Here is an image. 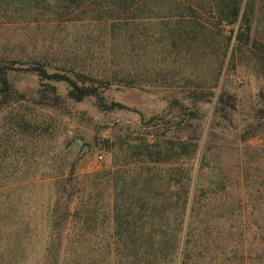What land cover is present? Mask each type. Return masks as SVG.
Instances as JSON below:
<instances>
[{
    "label": "rangeland",
    "instance_id": "obj_1",
    "mask_svg": "<svg viewBox=\"0 0 264 264\" xmlns=\"http://www.w3.org/2000/svg\"><path fill=\"white\" fill-rule=\"evenodd\" d=\"M218 3L137 0L131 10L139 19L126 31L92 20L91 13L77 11L81 20L57 22L54 10L38 12L0 0V74L15 95L24 96L15 102L0 96V264H74L77 252L83 253L82 264L88 255L95 257L98 237L110 226L86 228L75 213L76 221L70 217L55 229L54 215L74 212L76 205L100 196L98 204L106 207L98 212L111 221L110 182L107 176L93 180L91 175L113 166L119 139L144 136L154 142L163 133L175 138L182 114L191 112L198 117L191 122L197 126V150L185 160H173L191 171L193 195L224 177L227 204L245 207L233 219L245 221L247 248L262 246L264 0H242L231 23L214 17ZM244 13L250 32L247 46L240 48L236 37ZM40 70L58 76L40 77ZM59 76L78 84L98 82L97 94L70 98V82ZM220 99L234 104L232 121L215 116ZM214 122L227 129H215ZM60 173L73 178L72 191L67 187L66 192L72 202L63 210L64 196L53 214ZM133 177L138 190L145 181L150 185L145 170L134 169ZM231 220L219 218L215 230L228 231ZM74 235L91 241L78 246L71 242Z\"/></svg>",
    "mask_w": 264,
    "mask_h": 264
},
{
    "label": "trees",
    "instance_id": "obj_2",
    "mask_svg": "<svg viewBox=\"0 0 264 264\" xmlns=\"http://www.w3.org/2000/svg\"><path fill=\"white\" fill-rule=\"evenodd\" d=\"M1 1L25 4L38 12L54 10L57 22L81 20L80 16L91 13L92 20L127 31L139 19V16L131 10L137 0ZM241 2L242 0H219L214 17L231 23L232 19L239 15ZM77 11H81L79 17L75 15ZM177 16L183 15L181 13ZM242 16L240 28L242 30L236 37L240 48L247 46L250 32L246 13ZM38 18L34 16L32 20L37 21ZM249 52H251L250 47L247 49V53ZM55 74H47L42 70L39 75L55 79V76H58ZM60 76V79L66 78L70 82L71 87L68 91L70 98L79 101L97 94L99 85L96 83L98 82L78 84L66 76ZM50 90L53 94L56 89L51 86ZM15 94L9 87L6 77L0 74V96L8 95L9 101L13 102L24 98L22 94ZM224 103L225 100L220 99L218 106L215 107V116L225 121L230 116L232 121L236 108L234 104ZM185 114H182L178 123L180 134L175 138L166 137L163 133L161 134L163 138L154 142H149L144 136L119 139L114 145L118 155L115 156L113 166L107 171L91 175L93 180L107 176L110 182L113 199L108 211L111 213V221L105 222L106 218L101 217L98 212L99 209L105 211L106 207L102 203L98 204L101 201L100 196L95 202L88 199L86 205L81 208L76 205L74 212L66 209L67 202L70 200L66 192L69 191L68 188H71L73 178L64 176V173L56 175V202L53 214L59 208L61 209L59 203L64 196L66 201L62 205L63 210H66L54 215L55 229H60L70 217L71 221H76L75 213L82 216L77 219L82 220L86 228L99 223L101 227L107 225L111 229L109 233L98 237L96 256L88 255L85 264H264V238H260L262 248L260 247L257 251L247 248V238L244 233L245 221H241L240 218L233 219V215L235 213L240 215L239 213L243 212L245 207L240 202L237 205L227 204L225 199L228 191L221 183L225 178L215 183L209 181L205 187L200 188L199 194L193 195L189 184L191 171L185 168L183 163L173 160L174 156L177 160H185L194 155L197 150L198 138L195 135L197 126H193L191 122L198 117L192 112L190 115ZM213 124L219 131L227 129V126L223 125L220 130L215 122ZM258 126L246 129L244 135L254 132ZM135 140L139 143L133 144L132 141ZM135 157L138 159L134 161ZM172 164L176 166L173 167ZM161 166L166 168L163 170ZM134 169L145 170L150 182L149 186L145 181L144 187L137 189V183L133 177ZM144 194L151 195L153 201H147ZM202 199H209L208 203L202 204L200 202ZM216 200L218 201L215 202ZM211 202L214 203L211 204ZM229 216L230 219L232 218L229 230L225 229L224 232L215 230L218 219L226 217L228 220ZM255 226L261 229L257 222ZM80 236L74 235L71 242L79 246L91 241ZM59 243L60 238L56 236L57 247ZM75 256L74 264H82L83 253L77 252ZM95 258H97L96 261Z\"/></svg>",
    "mask_w": 264,
    "mask_h": 264
}]
</instances>
